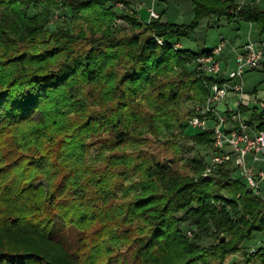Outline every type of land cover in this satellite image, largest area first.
<instances>
[{"label":"trees","instance_id":"1","mask_svg":"<svg viewBox=\"0 0 264 264\" xmlns=\"http://www.w3.org/2000/svg\"><path fill=\"white\" fill-rule=\"evenodd\" d=\"M116 1L0 0V40H12V58L20 62L11 79L0 84V264H210L208 258L225 264L246 248V240L264 232L263 203L235 166L223 163L205 176L203 160L185 159L187 171H182L174 166L183 160L178 149L173 157L163 153L177 148L179 136L188 132L197 145L213 147L212 130L191 132L186 120L193 111L182 121L173 107L190 92H197L199 103L204 100L205 81L211 79L199 75L194 61L212 49H177L178 42L165 36H189L211 17L255 23L264 36V8L256 0L242 5L187 0L194 19L177 24L161 15L144 22L137 11L116 9ZM37 4L40 10L31 14ZM59 7L78 19L90 14L87 26L58 24L49 30L52 11ZM27 59L36 64L25 65ZM6 61L0 55V67ZM76 82L92 85L89 93L98 103L91 107L77 100ZM73 99L80 108L69 115ZM39 108L46 125L19 140L16 126ZM175 119L180 130L161 141L163 127L173 129ZM246 120L263 130L264 108H253ZM105 125L108 134H98ZM94 145L104 155L101 167L85 160ZM23 162L29 164L20 167ZM4 176L9 178L3 181ZM42 177L50 182L48 191L35 186ZM129 177L137 178L130 187L124 184ZM134 186L137 192L129 194ZM117 190L124 191L120 198ZM218 202L225 206L218 209ZM56 213L64 222L53 228ZM184 221L196 227L193 237L181 227ZM209 234L215 243L201 245ZM251 251L244 264H264V246Z\"/></svg>","mask_w":264,"mask_h":264},{"label":"rangeland","instance_id":"2","mask_svg":"<svg viewBox=\"0 0 264 264\" xmlns=\"http://www.w3.org/2000/svg\"><path fill=\"white\" fill-rule=\"evenodd\" d=\"M139 1V0H137ZM137 1L131 2V4L134 6V8L137 9L139 4L137 5ZM109 5H111L109 3ZM113 8V7H112ZM117 12V8H113ZM146 9V7H145ZM156 11L162 16L163 20L177 23V24H190L194 19V10L193 5L189 1L184 0H158V2L155 5ZM40 10V4L34 5L30 12L31 14H35L37 11ZM137 14H139L137 10ZM144 14V13H142ZM90 17V14H83L81 18H75L73 17L72 13L67 9H54L52 11L51 18L49 20V24L47 28L49 30H52L56 27V25L60 24L65 27H69L74 29V27L78 26H87ZM149 14L145 13L143 16V20H148ZM8 20V19H7ZM247 33H248V24L245 22H236V21H229L226 17H211L204 19L198 27L189 35V36H165L166 41L170 42H178L182 49L189 50L191 52H201L203 50H210L215 48L219 42L221 37L225 39L226 43H236L238 45L242 44L247 39ZM2 46H5V48H0V55L2 57L5 55V59L7 61L4 65L0 67V84L6 83L11 79L12 72L14 69L19 67L20 62H18L12 57L14 56V53L11 49V44L13 43L11 39H9L7 36L1 37L0 40ZM50 43L47 44H38L33 45L32 50L33 51H39L44 47H47ZM8 45V46H7ZM6 49L5 53L4 50ZM264 49V46H263ZM37 61V60H36ZM25 65L29 66L35 62H33L30 59L24 60ZM36 64V63H35ZM43 64H48V62H44ZM54 63H52L53 65ZM56 66V65H55ZM35 67V66H32ZM31 67V68H32ZM235 67V66H234ZM189 69H192V66H189ZM245 88L247 90H254V88H258L259 90H264V58L262 60V65L258 69L250 70L245 75ZM76 86L79 88V91L77 93L76 99L85 102L89 104V106H94L96 103H98V99L92 97L89 93L90 90L93 89L92 85H88L86 83L76 82ZM67 88V87H66ZM145 91L148 92L146 89ZM70 102L73 104V107L66 108V111H68L71 115H74L76 110L80 108V103H77L76 100H70ZM65 103V102H64ZM199 104V97L197 95V92H190L187 95L182 96L176 103L173 105V107L177 108L180 111L182 118V121L185 119V116L190 112L193 111L194 107ZM59 108H63V106H60ZM223 110V109H222ZM43 116L44 112L41 108L38 110H35L34 113L31 114V116L16 126L14 133L20 137L19 140H25L23 137L25 135L31 134L34 129L38 128L39 126H42L44 128V122H43ZM96 118V116H95ZM174 126L173 129H169L166 127V125L163 127L162 132L160 133L159 139L161 141H164L166 138L170 137L171 133H177L180 130L179 120H174ZM108 126H103L102 129L98 131V134L101 135H107L108 134ZM191 132H194L193 128H191ZM40 130L42 128L40 127ZM38 132V131H37ZM94 134H91L87 137V141H92L94 139ZM146 136H149L153 138L154 136L152 133L147 132ZM27 141V140H25ZM16 145L17 142L15 140ZM159 147L162 148L161 144L155 143L153 147ZM126 148L130 151L135 150L134 145L128 144ZM179 151V155L183 158V160L178 161V163H175L174 166L180 168L182 171H187L186 167H184V160L185 159H199L203 160V162L206 165V170L204 172V175H208L210 172H207V168L211 167L212 171H217L218 165L214 164V150L210 146H199L195 143L194 140V134L193 133H186L179 136L177 140V148L173 149H164L163 153L165 157H173L176 153V151ZM100 145H94L91 148V151L89 154L85 157V160L87 164H95L98 167H101L103 165L104 155L100 153ZM105 154V152H104ZM233 167L234 164L229 162ZM23 164H29L28 162H23L20 167H23ZM30 166H33L31 164ZM231 167V166H230ZM232 168V167H231ZM21 170H24L23 168H20ZM35 169H38L35 165ZM41 169H45V166ZM24 172V171H23ZM31 172V170L28 172ZM235 177H238L239 175L233 174ZM5 177V178H4ZM2 178L3 181H6L9 176H4ZM117 177H112L111 182L115 183L118 180ZM137 178H127L124 181V184L127 186H132L135 184V181ZM49 180L46 177L40 178L36 183L35 186H43L46 191L50 188ZM79 187H81L79 185ZM81 190V188H79ZM138 187L134 186L132 188H129V194H133L137 192ZM260 194H258V197L261 199V202L263 203L264 207V180L260 184ZM117 195L119 198L123 195V190H117ZM225 202H218L216 204V207L218 209H221L223 207ZM225 206V205H224ZM227 211H230L232 208L229 204L226 205ZM264 209V208H263ZM185 213L184 211H181L179 215H183ZM54 222L55 225L53 228L59 227L60 224L64 222V219L62 215L59 213H56L54 215ZM181 227L186 231V233L193 237L195 233L197 232V229L194 225L190 223V221H184L181 224ZM200 244L203 246H210L213 243H215V237L211 234L209 235H203L200 239ZM244 247L241 248L238 252L229 255L225 264H244L245 256L252 253L251 249H259L264 246V232L257 233L254 237L246 240L243 243ZM250 250V251H249ZM210 261V264H216L215 260H212L211 258H208ZM196 264H203L202 262H198ZM251 264H256V262H252Z\"/></svg>","mask_w":264,"mask_h":264},{"label":"built area","instance_id":"3","mask_svg":"<svg viewBox=\"0 0 264 264\" xmlns=\"http://www.w3.org/2000/svg\"><path fill=\"white\" fill-rule=\"evenodd\" d=\"M118 10L134 14V6L123 1H116ZM150 19L159 18L160 14L153 8L148 9ZM117 22H122L118 19ZM159 44H164L162 37H156ZM174 47L182 48L179 43ZM226 42L221 37L219 44L211 53L199 56L194 64L199 75L208 77L205 85L209 92L202 102L196 105L193 113L186 120L189 127L207 130L213 134L212 148L214 150V164L233 163L249 189L260 194V184L264 180V129H257L244 118L240 106L245 95L244 74L248 70L258 69L264 58L263 50L255 43H246L236 53L235 67L225 70L221 56L225 50ZM230 95L237 97V107L219 108V104ZM212 170L207 168V172Z\"/></svg>","mask_w":264,"mask_h":264},{"label":"crops","instance_id":"4","mask_svg":"<svg viewBox=\"0 0 264 264\" xmlns=\"http://www.w3.org/2000/svg\"><path fill=\"white\" fill-rule=\"evenodd\" d=\"M132 2L135 0H131ZM137 1V0H136ZM236 4L242 5V4H248L251 3L253 0H233ZM158 2V0H139L137 1V10L139 12L138 17L143 20V16L145 13L149 14L148 9L153 8L155 9V5ZM256 3L264 8V0H256ZM146 7V9H145ZM156 10V9H155ZM144 13V14H142ZM158 13V12H157ZM150 17L148 18V20ZM146 20V21H148ZM233 21V20H232ZM236 22H245L248 24V33H247V39L240 45L236 43H226L225 50L221 56L222 65L225 70L233 69L235 66V59H236V53L241 50V48L248 42H255L264 52L263 46H264V36H261L259 33V30L257 28V25L255 23H250L244 20L234 19ZM211 50V49H210ZM254 70V69H253ZM250 71V70H248ZM247 71V72H248ZM246 72V73H247ZM243 77L244 83H245V75ZM228 107L236 108L237 107V97L235 95H230L225 101L219 104V108L222 110L227 109ZM243 107L245 110L242 112L245 119H248L253 111V108L260 107L264 108V90H259L258 88H254V90L250 91L245 88V95L243 104L240 106Z\"/></svg>","mask_w":264,"mask_h":264},{"label":"water","instance_id":"5","mask_svg":"<svg viewBox=\"0 0 264 264\" xmlns=\"http://www.w3.org/2000/svg\"><path fill=\"white\" fill-rule=\"evenodd\" d=\"M222 241H224V240H222Z\"/></svg>","mask_w":264,"mask_h":264}]
</instances>
